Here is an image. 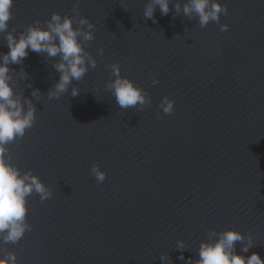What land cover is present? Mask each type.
<instances>
[{
  "label": "water",
  "instance_id": "1",
  "mask_svg": "<svg viewBox=\"0 0 264 264\" xmlns=\"http://www.w3.org/2000/svg\"><path fill=\"white\" fill-rule=\"evenodd\" d=\"M176 2L186 0H170L166 16L157 6L153 23L143 17L147 0H79V16L95 26L85 48L97 67L59 99L46 96L59 80V57L28 50L9 65L14 92L37 111L8 155L52 191L43 202L27 197L23 239L0 241L17 264H186L199 258L209 230L229 229L253 237L247 253L235 244L238 255L264 260V0H217L227 15L204 28L196 17L173 19ZM74 3L13 0L8 31L18 37L36 20L46 27L54 12L75 16ZM5 35L0 54L9 51ZM117 62L151 104L121 109L105 91L115 79L106 66ZM165 96L175 102L171 115L158 107ZM93 164L106 173L102 183Z\"/></svg>",
  "mask_w": 264,
  "mask_h": 264
},
{
  "label": "clouds",
  "instance_id": "2",
  "mask_svg": "<svg viewBox=\"0 0 264 264\" xmlns=\"http://www.w3.org/2000/svg\"><path fill=\"white\" fill-rule=\"evenodd\" d=\"M169 3L170 0H147L143 17L156 23L154 16L156 7L159 6L160 14L166 16L170 11ZM12 6L13 0H0V33H6L4 40L9 49L7 53L0 54L2 61L0 62V241L4 245L17 244L26 232L31 231V225L27 220V197L36 193L43 202L52 196L50 187L31 170L21 173V170L11 163V156L8 155L7 146L22 139L26 131L33 127L37 111L31 99L14 92L10 84L12 76L9 74V65L21 64L28 56V50L37 54L44 53L48 58L59 57V60L53 64L56 72L60 74L59 80L48 90L46 96L49 100L59 99L68 92L73 81H81L89 69L97 67L96 59L85 48L89 41L95 39V26L87 18L79 16V0L73 5L72 11L76 13L75 16L62 17L54 12L50 20L44 21L46 27H41V21L36 20L18 37L13 35L15 28L8 31V22L12 19ZM173 7V19L181 14L188 19L196 17L200 28L206 27L210 22L219 23L220 16L227 15V8L217 0H186L183 7L179 2ZM73 25L76 27L74 28ZM227 30V24L220 25L221 32ZM103 51V48L99 49L98 54H102ZM106 67L111 69V75L115 79H110L104 85V89L111 93L119 108L130 109L139 106L143 109L151 104V99L145 90L120 75L118 62ZM27 78V73H23L22 79ZM152 83L155 85L158 80L153 79ZM79 94L78 88H71L72 97ZM40 95L37 89L31 93L36 99H39ZM174 103L165 96L158 107L164 114L171 115L174 111ZM157 116H160L159 112ZM90 173L97 183H102L106 179V173L100 170L98 164L92 165ZM206 235L207 241L199 245V258L195 261L189 258L186 264H264V260L255 252L245 257L235 251L237 242L242 244L243 253H247L253 247L251 234L245 236L239 231L229 229L219 233L209 230ZM176 249L181 253L185 251V242L178 240ZM0 252H3L0 264H17V257L13 252L6 248ZM159 259L169 261L171 258L167 253H162ZM178 259L183 261L185 257L180 255Z\"/></svg>",
  "mask_w": 264,
  "mask_h": 264
}]
</instances>
